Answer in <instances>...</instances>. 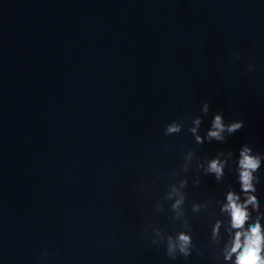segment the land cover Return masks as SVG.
I'll return each instance as SVG.
<instances>
[{
  "label": "clouds",
  "instance_id": "clouds-1",
  "mask_svg": "<svg viewBox=\"0 0 264 264\" xmlns=\"http://www.w3.org/2000/svg\"><path fill=\"white\" fill-rule=\"evenodd\" d=\"M205 111H207V105H205ZM195 123L197 126H199L201 121L199 119H197L195 121ZM212 127H213V130H211L207 133L208 139L211 140V139L215 138L218 141H223L225 139V137L222 135V133L227 131L229 134H233L236 131H240L244 127V121L239 120V121L233 122V123L225 126V124L222 122L221 115L217 114V115H215V118L212 121ZM167 131L169 133L179 132L180 126L177 124H173V125L168 127ZM191 131L193 133H195L196 129L193 128V129H191ZM196 139L198 142H201V138L199 136H197ZM248 151H249L248 148L245 147L244 151L241 152L242 159H240V161H239L240 167L242 169V171H241V182H242V186H243V189L245 192H247L249 189L252 188V185L250 183L251 175H250L249 169H254L257 166V164L259 163L258 160H254V159L249 158ZM222 169H223V164L217 159V160L210 161L207 171L215 173L216 177L219 178L223 174ZM227 199H228V204L225 206V210H228L233 214V216H234V225L233 226L234 227H240L242 225V221L246 218V213L243 210V208L236 203V200L238 199V197H236L233 193H229ZM250 200H251V198H250ZM181 202H182L181 200H177L176 204L173 207L179 206V204ZM178 239L181 242L180 243L181 252H184L186 254L187 253L186 246L189 243V237L184 235V234H180ZM250 243H251V245L255 246L256 240H252V241H250ZM238 246H239V234L237 235L236 246L234 247L233 250L235 251L236 247H238ZM173 250H174V246L170 242L169 243V252H171ZM241 261L243 262V264H255V262H256L255 252H253L251 250H245L243 253V256L238 257L237 264H241Z\"/></svg>",
  "mask_w": 264,
  "mask_h": 264
}]
</instances>
